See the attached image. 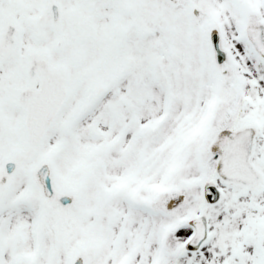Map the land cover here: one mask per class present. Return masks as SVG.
<instances>
[{"label": "snow or ice", "instance_id": "1", "mask_svg": "<svg viewBox=\"0 0 264 264\" xmlns=\"http://www.w3.org/2000/svg\"><path fill=\"white\" fill-rule=\"evenodd\" d=\"M0 264H264V0H0Z\"/></svg>", "mask_w": 264, "mask_h": 264}]
</instances>
